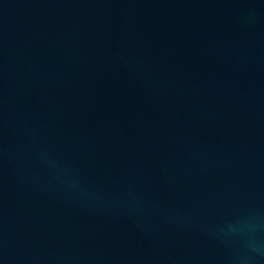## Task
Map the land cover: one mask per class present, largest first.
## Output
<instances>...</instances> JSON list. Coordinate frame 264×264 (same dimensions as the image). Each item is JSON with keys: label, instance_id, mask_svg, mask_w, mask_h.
<instances>
[{"label": "water", "instance_id": "1", "mask_svg": "<svg viewBox=\"0 0 264 264\" xmlns=\"http://www.w3.org/2000/svg\"><path fill=\"white\" fill-rule=\"evenodd\" d=\"M0 264H264V0H0Z\"/></svg>", "mask_w": 264, "mask_h": 264}]
</instances>
